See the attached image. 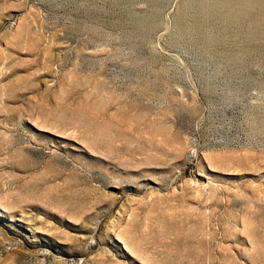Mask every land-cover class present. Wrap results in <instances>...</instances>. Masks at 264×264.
<instances>
[{
	"label": "rangeland",
	"instance_id": "1",
	"mask_svg": "<svg viewBox=\"0 0 264 264\" xmlns=\"http://www.w3.org/2000/svg\"><path fill=\"white\" fill-rule=\"evenodd\" d=\"M0 264H264V0H0Z\"/></svg>",
	"mask_w": 264,
	"mask_h": 264
}]
</instances>
